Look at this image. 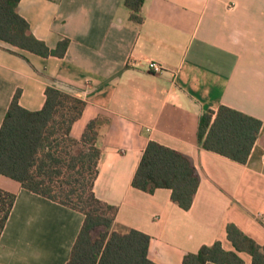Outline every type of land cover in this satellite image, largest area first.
Segmentation results:
<instances>
[{
  "label": "crops",
  "instance_id": "1",
  "mask_svg": "<svg viewBox=\"0 0 264 264\" xmlns=\"http://www.w3.org/2000/svg\"><path fill=\"white\" fill-rule=\"evenodd\" d=\"M17 12L49 49L64 39L69 46L63 58H43L0 42V127L17 91L31 112L43 108L50 85L83 100L70 137L79 141L97 121L94 195L117 207L115 229L150 237L155 264H182L215 242L234 251L228 225L264 247V0H145L141 24L123 0H20ZM220 106L262 124L245 165L198 145L201 115ZM150 141L195 167L200 183L188 211L169 190L132 188ZM0 190L16 196L0 264H66L84 216L2 175Z\"/></svg>",
  "mask_w": 264,
  "mask_h": 264
},
{
  "label": "trees",
  "instance_id": "2",
  "mask_svg": "<svg viewBox=\"0 0 264 264\" xmlns=\"http://www.w3.org/2000/svg\"><path fill=\"white\" fill-rule=\"evenodd\" d=\"M19 2L0 0V42L43 58H63L69 40L49 49L31 34L28 23L18 14ZM144 2L123 0L130 20L136 24L143 22ZM19 96L17 91L0 127V175L84 216L66 264H155L148 258L150 237L133 229H115L117 207L94 195L100 160L97 121L87 124L79 141L70 137L71 127L81 117L86 103L50 85L45 90L43 108L31 112L20 107ZM261 125L253 117L220 106L215 113L201 115L197 142L206 151L245 165ZM199 183L197 171L187 156L150 141L132 188L147 194L169 190L171 201L188 211ZM15 201L14 194L0 190V237ZM226 233L234 251H225L220 242H215L202 246L196 253L185 254L182 264H244L239 253L248 254L252 264H264L263 246L234 225H228Z\"/></svg>",
  "mask_w": 264,
  "mask_h": 264
},
{
  "label": "built area",
  "instance_id": "3",
  "mask_svg": "<svg viewBox=\"0 0 264 264\" xmlns=\"http://www.w3.org/2000/svg\"><path fill=\"white\" fill-rule=\"evenodd\" d=\"M148 69L153 72L154 74H159L162 72V68L161 66H159L158 64L151 62L148 64Z\"/></svg>",
  "mask_w": 264,
  "mask_h": 264
},
{
  "label": "rangeland",
  "instance_id": "4",
  "mask_svg": "<svg viewBox=\"0 0 264 264\" xmlns=\"http://www.w3.org/2000/svg\"><path fill=\"white\" fill-rule=\"evenodd\" d=\"M75 151L77 150V148L74 149Z\"/></svg>",
  "mask_w": 264,
  "mask_h": 264
}]
</instances>
